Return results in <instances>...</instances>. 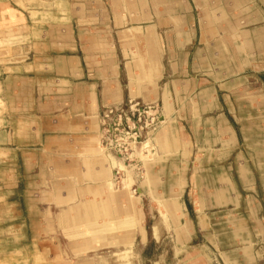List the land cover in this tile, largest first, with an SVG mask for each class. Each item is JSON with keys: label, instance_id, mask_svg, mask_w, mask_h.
Instances as JSON below:
<instances>
[{"label": "crops", "instance_id": "crops-1", "mask_svg": "<svg viewBox=\"0 0 264 264\" xmlns=\"http://www.w3.org/2000/svg\"><path fill=\"white\" fill-rule=\"evenodd\" d=\"M5 33L31 44L32 58L17 69L38 72L32 77L0 75V151L8 150L13 123L19 128L26 119L23 114H31L37 136L32 159L49 161L45 176L57 175L63 167L56 164L62 160L65 175L92 177L94 182L108 179L110 162L100 144L102 110L160 104L163 110L171 112L170 106L178 112L186 98L203 114L232 115L238 111L234 100L250 108L264 100V0H0V37ZM219 57L226 58L220 63L236 66L229 72L252 70L259 77L241 78L242 73L240 79L216 87V72L207 76L203 66L217 64ZM249 81L261 89L251 92ZM220 99L226 109L217 106ZM218 119L224 121L226 143H236L229 122ZM77 159L83 168L79 173L67 164ZM235 160L243 193L230 207L241 208L245 215L230 221L235 245L226 253V264H264V200L259 199L250 160L244 154ZM128 170L124 172L131 183ZM115 186L109 181L107 191L115 194ZM190 224L195 228L199 222Z\"/></svg>", "mask_w": 264, "mask_h": 264}, {"label": "rangeland", "instance_id": "rangeland-1", "mask_svg": "<svg viewBox=\"0 0 264 264\" xmlns=\"http://www.w3.org/2000/svg\"><path fill=\"white\" fill-rule=\"evenodd\" d=\"M75 36L79 40V31ZM30 45L16 41L11 33L0 37L3 79L32 77L38 72L17 69L18 63L32 58ZM225 59L219 57L217 64L203 66L207 76L216 72V87L224 80L240 79L242 73L241 78L259 77L252 70L229 72L236 66L219 62ZM120 68H124L122 62ZM247 85L251 92L261 89L256 82ZM179 103L178 112L170 106L171 112L160 104L152 105L158 110L156 118L175 120L164 124L157 120L155 125H146L147 118L138 113L134 120H127L133 112L130 104L115 108L118 114L100 112L102 156L110 162L108 179H97L103 182L65 175L62 160L57 161L56 166L63 167L57 175H42L48 172L49 161L33 162L32 144L37 136L31 128V114H23L26 119L19 128L14 122V129L8 130V150L0 151V264H226V253L235 245L230 221L245 215L241 208L233 211L230 207L243 193L235 171L238 154L250 160L259 199L264 200V100L256 108L234 100L238 111L232 115L228 111L203 114L186 98ZM224 104L217 101L219 107ZM119 116L123 119L113 134L109 118L118 123ZM220 116L229 122L236 143H226L229 136ZM143 142L149 146H141ZM119 162L129 169L131 183L125 170L117 169ZM67 164L73 172L83 169L79 159ZM112 180L115 194L107 191ZM123 180H129L127 191ZM243 195L247 199L248 194ZM189 221L199 225L194 228Z\"/></svg>", "mask_w": 264, "mask_h": 264}, {"label": "built area", "instance_id": "built-area-1", "mask_svg": "<svg viewBox=\"0 0 264 264\" xmlns=\"http://www.w3.org/2000/svg\"><path fill=\"white\" fill-rule=\"evenodd\" d=\"M134 109L135 110H133L132 107L130 108V111H133L132 112V117L127 118V120H129V121H131L132 119L134 120L135 113H138L139 117L144 115L147 118L145 120L146 123H147L146 125H155L157 123V120H159V118H156V116H157L156 113H158V110H156L157 108H155L153 106H148V107H145V108H139L138 107V108H134ZM114 110H115V108L109 110L110 115H113L114 113L118 114V112H116V111L114 112ZM109 113H108V115H109ZM107 116H104V119ZM118 118H119L118 123H116L117 120H114L113 118H109L110 119V123L112 124V132H113V134L119 131L118 126L121 125V121L123 119V116H119ZM140 122H141V120L139 119L137 124H140ZM150 122H151V124H148ZM148 127H150V126H148ZM114 142L111 143L112 148H113V143Z\"/></svg>", "mask_w": 264, "mask_h": 264}, {"label": "bare ground", "instance_id": "bare-ground-1", "mask_svg": "<svg viewBox=\"0 0 264 264\" xmlns=\"http://www.w3.org/2000/svg\"><path fill=\"white\" fill-rule=\"evenodd\" d=\"M141 146H143V147H148L149 146V144H148V142L146 143V142H143V144L141 145ZM134 147V146H133ZM144 149V148H143ZM149 153V152H148ZM148 156V155H147ZM147 156L145 155L144 156V158L146 157L147 158ZM149 158V157H148ZM120 168L121 169H124V170H127L128 168L122 163V165L120 166ZM124 181V180H123ZM110 184V183H109ZM124 184H125V186L127 185V183H126V181H124ZM124 186V185H123ZM124 188V187H123ZM113 190V189H112ZM115 192V191H114Z\"/></svg>", "mask_w": 264, "mask_h": 264}, {"label": "water", "instance_id": "water-1", "mask_svg": "<svg viewBox=\"0 0 264 264\" xmlns=\"http://www.w3.org/2000/svg\"><path fill=\"white\" fill-rule=\"evenodd\" d=\"M110 132H112V124L110 123Z\"/></svg>", "mask_w": 264, "mask_h": 264}]
</instances>
